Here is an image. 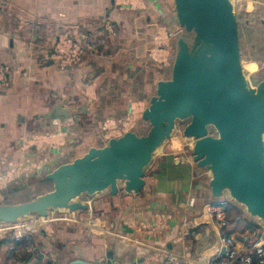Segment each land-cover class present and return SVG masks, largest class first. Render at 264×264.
Returning <instances> with one entry per match:
<instances>
[{"label":"crops","instance_id":"crops-1","mask_svg":"<svg viewBox=\"0 0 264 264\" xmlns=\"http://www.w3.org/2000/svg\"><path fill=\"white\" fill-rule=\"evenodd\" d=\"M143 1L140 8L127 9L114 0H0V66L10 71L9 86L0 88V171L29 160L48 165L49 174L91 147L106 146L105 121L123 133L146 130V122L138 123L129 108L144 110L158 81L168 79L172 37L158 60L153 48L157 36L165 29L171 33L178 22L174 0ZM235 11L238 19L245 15L241 26L251 32L245 38L244 71L257 84L264 81V0H237ZM67 31L91 39L82 62L62 71L50 56L59 33ZM57 105L70 116L47 119ZM54 120L63 128L70 125V135L56 150L47 144L59 129ZM37 137L36 145L23 148V141ZM193 144L173 132L155 151L139 194L120 189L107 199L102 197L108 193L92 197L86 210L75 212L77 220L56 219L28 240L1 239L0 264H163L165 253L185 251L198 262L219 245V230L205 207L222 197L212 195L211 173L193 160ZM31 175H20L5 190L46 177ZM257 224L258 234L230 230L228 235L249 247L264 233Z\"/></svg>","mask_w":264,"mask_h":264},{"label":"water","instance_id":"water-1","mask_svg":"<svg viewBox=\"0 0 264 264\" xmlns=\"http://www.w3.org/2000/svg\"><path fill=\"white\" fill-rule=\"evenodd\" d=\"M174 5L179 27L193 33V41L177 40L170 78L158 81L141 113L149 124L147 133L126 131L56 167L46 175L51 191L18 204H0V221L83 211L88 204L75 201L82 195H116L120 189L139 194L155 151L180 122L183 135L194 140L193 160L212 174V195L223 197L227 189L247 208L249 218L264 221V81L255 90L247 82L233 3L174 0ZM69 116L70 110L57 105L46 117Z\"/></svg>","mask_w":264,"mask_h":264},{"label":"built area","instance_id":"built-area-1","mask_svg":"<svg viewBox=\"0 0 264 264\" xmlns=\"http://www.w3.org/2000/svg\"><path fill=\"white\" fill-rule=\"evenodd\" d=\"M236 2L237 0H232L234 7ZM143 3V0H114V5L116 7L127 9H138ZM105 30H108L109 32L112 31L110 26H107ZM161 35H164V41L159 43L160 39L158 40L157 38L159 36L161 37ZM170 37L173 38V33H170L166 29L157 36V41H155V46L153 48V56L155 58L158 56V53H160V55L163 53L164 49H162V47L165 46L166 40ZM90 39L91 36L87 33L80 37H75L68 31L59 33L51 51V60L62 71H67L68 69L78 66L82 62L86 53V47L90 46V43H88ZM9 73L10 71L7 65L0 66V88H6L9 86ZM131 109L132 111L135 109L134 104H131ZM142 111L136 112L135 109L134 113L130 112L129 115H135V113H137V116H141ZM131 122L132 121H129L128 119L124 121V125L128 126L126 127V130L131 128V126H129L132 124ZM54 123L58 125L59 129L51 137H48L49 142L47 144H49L50 148L56 150L63 140L70 135V125L67 124V126L63 128L59 126L58 120H54ZM116 127L117 126L114 122L105 121L103 129L104 134H107V138H116L123 135L122 131L124 129L122 130V128L118 129ZM108 132H110V134H112L111 132L118 134L110 135ZM39 140V137L34 140H25L23 141L22 146L25 149H30L36 145ZM2 167L3 165H0V170ZM48 167V165L44 166L40 163L26 160L24 164L17 166L10 165L5 172L0 171V189L3 188V191H0V204H3L6 200L3 193L10 182L19 179V176L22 174H32L31 176L33 177L46 175L47 173H45V171L48 170L46 169ZM226 201V199L216 200L215 202L208 203L205 207L208 217L213 221L217 230H219L220 239L216 250L204 255L201 259H198L199 263L194 259L191 252L185 251L184 253H180V255L167 252L165 253L163 264H254V261H256L257 264H264V240L261 235L251 246L248 247L242 244L241 240L235 236L222 234V230L227 227ZM74 214L75 212L65 211L60 217L55 213H52L46 217L36 215L20 218L13 223L0 221V240L11 238L14 241H19L22 237H31L37 232L38 228L46 226L56 219H63L69 222L77 220Z\"/></svg>","mask_w":264,"mask_h":264},{"label":"trees","instance_id":"trees-1","mask_svg":"<svg viewBox=\"0 0 264 264\" xmlns=\"http://www.w3.org/2000/svg\"><path fill=\"white\" fill-rule=\"evenodd\" d=\"M238 17V16H237ZM173 23L175 21L174 18H172L171 20ZM237 21H238V18H237ZM239 21H238V29H239V46H240V42H241V28L239 26ZM177 27L174 28V31H173V38L175 37L176 38V43H177V40L180 38V37H184L183 36V28H180L178 24H176ZM242 33V32H241ZM185 38V37H184ZM186 39V38H185ZM175 43V44H176ZM173 56V55H172ZM173 59H174V56H173ZM173 59H172V62H173ZM169 70L172 69V63L169 64L168 66ZM142 120V117L139 116L138 118V123L141 122ZM136 121V120H135ZM136 121V123H137ZM144 121V120H142ZM146 124H147V128L144 132H142V134H146L149 129V124L147 121H145ZM133 129V127H132ZM37 179V180H35ZM33 182H29L28 183V186L25 187V188H22L21 186H17L16 188H14L13 190H10L9 192V198L8 200H18L19 198H23L24 196L28 195V193H23L24 192V189H30V190H33L35 189V187L37 188L36 190L39 192L37 194H40L42 192H48V191H51L52 188H53V183L48 180L46 177H41V178H35ZM26 186V185H24ZM34 191V190H33ZM109 194L105 195L104 197H102L103 199L104 198H108ZM37 197V196H36ZM29 200H32V199H23L22 202L24 201H29ZM216 201V200H215ZM213 201V202H215ZM18 204V203H17ZM225 208H226V212H227V227L225 229L222 230V234H228L230 233V230H240V232L243 234H246V233H251V232H261L262 231V228L260 225H258L253 219L245 216L244 212L241 210V208L237 207L234 203H230L229 201H226V204H225ZM229 223V224H228ZM231 226V227H230ZM256 234V235H257ZM262 237H263V240H264V233H261L260 234ZM29 237H22L20 238L19 240H22V239H25V240H28ZM15 242H18V241H15ZM254 264H257L256 261H254Z\"/></svg>","mask_w":264,"mask_h":264},{"label":"rangeland","instance_id":"rangeland-1","mask_svg":"<svg viewBox=\"0 0 264 264\" xmlns=\"http://www.w3.org/2000/svg\"><path fill=\"white\" fill-rule=\"evenodd\" d=\"M232 1V0H231ZM234 7V6H233ZM235 8V7H234ZM173 14H175V13H173ZM244 16V18H245V15H243ZM244 18H242L241 16H240V19H238V21L240 22V26H241V24L243 23V20H244ZM177 26V25H176ZM243 26V25H242ZM240 27L241 29H242V40H241V43H240V47L242 48V51L244 52V54L242 53V51H241V55H242V65H243V68L244 69H246V67H244L245 65V63L247 62V56H249V55H246L247 53H246V36H249V35H251V32L250 31H248V32H245V27ZM171 31V30H170ZM172 33H173V31H171ZM248 34V35H247ZM183 36L186 38V40L188 41V43H189V45H191L192 44V41H193V33L192 34H190V33H187L186 31H183ZM160 42L159 43H162L163 41H164V35H161V37L159 36L158 38H157ZM157 41V40H156ZM172 42H173V44L175 45V50H174V53H173V56L175 57V53H176V50H177V48H176V38L174 37V38H172ZM158 56L155 58L156 60H158L159 58H161L160 56V53H158L157 54ZM160 55V56H159ZM174 60V59H173ZM173 63V62H172ZM246 71V70H245ZM244 74H245V76H246V79H247V82H249V85L251 86V88H254L257 84L255 83V82H252V80L250 79V77H249V74L247 73V72H244ZM167 77H168V79L170 78V75H171V73H166L165 74ZM129 110H130V112H132V109H131V107L129 108ZM183 126H184V124L183 123H178L177 124V126H176V128H175V130H174V132H177V131H179V132H182V130H183ZM147 132V131H146ZM115 134H118V133H115ZM190 149H189V151L191 152V149H192V145H191V147H189ZM188 151V149H186V152ZM35 180H37V179H35ZM35 180H31V182H33V181H35ZM28 182V181H27ZM23 183L24 185H26V186H24V185H20L22 188H25V187H27L28 186V183ZM30 182V183H31ZM16 188V187H15ZM14 188H10V189H8V190H5V192L3 193V196H5V202L3 203V204H17L18 202H22V200L23 199H35L36 198V196H38V195H40V194H43V193H45V192H42V193H40V194H37L38 192H39V190L37 191L36 189V187H35V189H33V190H30V189H24V192L23 193H28V195H26V196H24L23 198H19L18 200H8V198H9V192H10V190H13ZM222 199H228L227 198V195L224 193V196L222 197ZM76 202H80V203H83V204H85L82 200H80V199H78V200H75ZM90 201L92 202V200L90 199ZM89 201V202H90ZM228 201L230 202V203H232L229 199H228ZM25 202V201H24ZM88 202V203H89ZM90 202V203H91ZM233 204V203H232ZM240 208V207H239ZM241 210L243 211V209L241 208ZM61 211H63V210H61ZM63 212H65V211H63ZM244 212V211H243ZM55 214H57V213H61V212H54ZM53 213V214H54ZM244 214H245V216H247L246 215V213L244 212ZM247 217H249V216H247ZM253 219V218H252ZM254 220V219H253ZM258 223V222H257ZM264 226V225H263Z\"/></svg>","mask_w":264,"mask_h":264},{"label":"bare ground","instance_id":"bare-ground-1","mask_svg":"<svg viewBox=\"0 0 264 264\" xmlns=\"http://www.w3.org/2000/svg\"><path fill=\"white\" fill-rule=\"evenodd\" d=\"M245 26V25H244ZM258 73V72H257ZM252 90H255L254 88H252ZM209 131L212 132V136L214 137H217V132L215 129H212L211 127L209 128ZM192 140V139H191ZM158 152V151H157ZM156 152V153H157ZM154 153V155L156 154ZM153 155V156H154ZM210 173V172H209ZM212 176V174H211ZM224 193L227 195V198L232 202V203H235L238 207L242 208L243 211L246 213V215L248 216L249 213L247 212V208H245V206H243L242 204L238 203L233 197L230 196V192L229 190L225 189ZM92 197H86L85 195H82L81 197L77 198L76 200L80 199L82 200L84 203H88L89 200L91 199ZM250 216V215H249ZM250 218H254L255 220H257L260 224L264 225V221L263 220H260L258 217H253L251 216Z\"/></svg>","mask_w":264,"mask_h":264}]
</instances>
